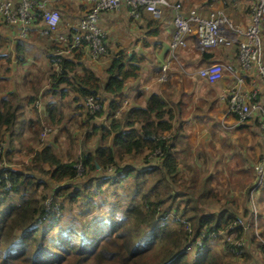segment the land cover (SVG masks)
I'll return each mask as SVG.
<instances>
[{
  "label": "trees",
  "instance_id": "obj_1",
  "mask_svg": "<svg viewBox=\"0 0 264 264\" xmlns=\"http://www.w3.org/2000/svg\"><path fill=\"white\" fill-rule=\"evenodd\" d=\"M201 5L207 7L206 3ZM35 23L40 29L45 26L42 20ZM146 29L150 35L163 37L160 20L148 21ZM52 37L37 35L33 39L44 38L49 58L57 45ZM106 45L104 57L109 64L104 75L85 64L84 49L77 47L73 56L62 55L60 71L52 67L48 89L41 92L42 86L30 80L25 98L9 86L11 57L0 53V163L7 161L5 155L10 159L8 154L18 147L16 142L31 154L24 168L0 164V264H253L250 252L232 254L231 245L220 238L232 259L225 261L212 247L209 234H244L231 226L238 215L247 218L251 211L254 165L260 154L248 158L247 165L230 166L227 176L220 175L222 167L209 169L206 160L200 163L201 169L193 157L189 136L176 122L186 114V108L194 104L197 110L209 108L216 100L203 97L186 101L188 92L182 86L176 92L163 89L148 95L140 90L130 102L125 87L131 79L140 78L145 55L115 51L108 41ZM193 47L178 49L185 67L194 69L217 61L213 60L216 53L208 52L211 49L200 54V62H204L195 61V50L189 51ZM24 49L21 44L18 53ZM172 67L161 80L168 88L191 81L174 76L171 80ZM199 78L203 82L204 78ZM73 92L75 115L69 119L79 116L81 129H86L85 139L95 136L96 145L65 159L54 143L42 141L39 145V141L46 124L60 125L61 129L67 126L60 100ZM89 96L103 104L98 114L105 119L98 120V114L88 112L85 100ZM23 98L27 100L24 104ZM39 99L47 123L39 114L37 118L28 116L29 110L40 111ZM6 144L10 148L5 149ZM182 155L187 167L182 166ZM77 163L84 167L82 176ZM37 174L46 175L52 184L63 183L52 191L55 201L61 195L69 202L88 205L84 218L65 219L66 203L58 211L47 208L44 195L51 183ZM77 177L83 185L75 187ZM263 189L264 184L257 191ZM237 190H244L243 202L237 199ZM203 231L204 251L192 260L190 240ZM260 247L264 252V246Z\"/></svg>",
  "mask_w": 264,
  "mask_h": 264
},
{
  "label": "crops",
  "instance_id": "obj_2",
  "mask_svg": "<svg viewBox=\"0 0 264 264\" xmlns=\"http://www.w3.org/2000/svg\"><path fill=\"white\" fill-rule=\"evenodd\" d=\"M68 1L73 2V4L67 6V4H69ZM175 1L183 2L186 9L197 8L202 13H207L214 8L222 9L225 13L228 10L229 17L236 14L235 21L240 25H246L250 22L252 6L255 0ZM205 3L207 4V7L202 8L201 4ZM47 4L49 7L61 8L63 11V18L59 27V32L64 31L69 25L78 21L84 15V12L89 6V3L79 0H48ZM172 15L173 11L169 8L166 11V16L160 20L161 35L163 36L160 38L146 33V25L148 21L156 20L152 18L147 11H143L141 17L134 20H131L127 6H123L114 13H104L100 24L107 32L110 48L115 51L124 50L127 53L136 51L137 53L145 55V60L141 63L142 70L140 78L131 79L125 87V92L129 93L128 101L133 102L136 99V93L140 90L144 95H148L151 92H161L163 89H169L168 91L173 90V92H176L181 89L182 86L185 91L189 93H187V96L185 97L186 101H190V99L196 100L197 98L203 97L209 101L215 99V104L209 108L201 106L199 107V110H197L195 104L191 109H189V107L186 108V114L178 119L176 127H182L183 133L195 141L192 144L190 143V145L193 157L197 163H199L201 169L202 166L200 163L204 160L208 161L209 164H212L213 168L218 169L219 166L220 168L222 166L221 173L222 171L227 173V168L230 166L234 168L235 165L239 166L243 163L247 165L248 158H255L254 156H258L259 154L261 156V152L263 151V135L259 127L258 116L253 117L255 120H258L256 121L258 123H255L253 120L238 123V119L235 115L231 114L226 117L224 114L225 109H223V107L220 109V94H222L223 99L227 97V89L231 87L236 80L233 75L226 73L225 76L217 82H209L206 78H204L203 82L202 80L200 82V80L195 79V77H198L199 75L196 76L193 74L194 69L192 68V70L189 71L191 67H185L180 56H178L177 60H175L176 62H174L177 64V69H174L175 67H173L172 71L175 70V72L172 73L171 76L180 77L181 79L185 77L187 79L189 78V80L191 79V81L189 83L183 82L181 87L178 85V87L174 86L173 88H168V83L164 84L161 82L160 76H158V68L160 67V64L166 61L170 56V41L174 30V25L171 20ZM37 35L47 37V35L41 34L40 27L38 26H35L27 36H22L20 25L5 22L0 13V53L11 57L9 64L11 71L7 82L12 89L20 94V97L22 96L24 98L28 95V91L24 90L25 92H23L21 86L23 88H29V81L33 80L32 73L34 69L31 68V66L35 61L29 58L33 57V59H36L35 57L39 55L40 51L44 53V60L47 62V67L50 68V73L52 67L55 70L53 63L49 58V52L43 42L44 40H42L44 38L37 41L33 40ZM53 39L55 40V38ZM194 41L193 44L189 43L188 46H194L189 51L191 53V51L195 50V61L202 63L204 61L200 62V54L202 55L204 51L198 46L196 40ZM156 42H158V44H155ZM21 44L25 49L19 54L17 49ZM211 51L216 53L213 60L226 61L238 65L236 47H225L219 49V51L218 49H211L208 52ZM83 52L85 64L96 70L101 76L104 75L105 68L109 64V59L104 57L95 60L85 49ZM73 54V52L67 51L64 53V56L71 57ZM204 65L206 64L200 66ZM252 77L256 78L257 76L253 75ZM257 78L254 82H251V79H249V82H251L254 87L263 91L264 82ZM49 83L50 81L48 82V86ZM251 84L247 82L245 85L246 88H252ZM24 98L21 99L22 104L27 102ZM223 99L220 97V100ZM38 107L40 108L41 105ZM28 116H34V112L29 110ZM224 142H226L227 145H225ZM225 151H228V153ZM218 155L220 157H217ZM222 161L227 163V165H225L226 167L219 165V163H223ZM235 193L236 195L244 194V190H237ZM254 196L255 204L258 205V201L260 202V205L257 206L258 213L255 216L249 211L250 213L247 216L249 227L244 230L243 237H245L247 243L249 241L256 242L259 247V253L263 255L264 264V252L260 247V245L264 246V189L262 191H254ZM239 202L241 201L239 200ZM261 239H263V241ZM212 245H214L215 248H218L217 244ZM223 246L224 244L222 247Z\"/></svg>",
  "mask_w": 264,
  "mask_h": 264
},
{
  "label": "built area",
  "instance_id": "obj_3",
  "mask_svg": "<svg viewBox=\"0 0 264 264\" xmlns=\"http://www.w3.org/2000/svg\"><path fill=\"white\" fill-rule=\"evenodd\" d=\"M89 3L84 15L74 24L69 25L64 31L59 32L62 21V12L58 8L49 7L48 0H0V13L5 22L19 24L21 35L27 36L34 28L35 22L42 20L45 24L40 29L41 34L53 36L57 45L53 49L51 61L56 69L60 71L62 55L65 52H73L74 48L81 47L95 60L102 59L107 53L108 35L101 26L100 21L104 13L116 12L123 6H127L128 14L132 19H139L143 11L150 13L156 20H162L166 16L167 9L173 11L172 23L174 30L170 41V56L162 64L163 74L160 79L167 78V71L172 62L177 60V50L187 47L191 40H196L201 50L215 49L217 47H236L238 65L226 61H214L202 66L198 74L209 82H217L226 73L235 77V83L227 90L229 101V112L235 115L238 123H243L259 117V127L263 135V154L254 165L256 173L255 186L251 192L253 215L258 210L254 201V191L264 184V90L254 87L251 82L255 79H263L264 82V43L262 31L264 29V0H255L252 6L250 22L246 25L236 24L231 17L222 9L214 8L208 13H200L197 8H187L184 3L177 1L171 3L169 0H79ZM257 76L256 78L252 77ZM251 79V82H249ZM252 88H246V83ZM41 99L37 105H41ZM85 106L89 113L97 114L103 104L93 96L85 100ZM52 132L51 125H45L41 132V140ZM2 166L3 164L0 163ZM80 164V163H79ZM77 168L80 172V167ZM110 167L109 170H111ZM84 169V168H83ZM81 169V171L83 170ZM46 206L52 211H58L55 206V195L46 196ZM57 200V199H56ZM187 227L190 223L186 221ZM239 227L243 231L249 225L247 220L238 215L232 226ZM191 228V226H190ZM191 230V229H190ZM189 230V231H190ZM197 236L190 240L191 250L195 256H200L204 251L203 236ZM231 245L236 255H241L244 245H249L245 237L226 235L224 231L210 233L209 238H220ZM263 241V239H261Z\"/></svg>",
  "mask_w": 264,
  "mask_h": 264
},
{
  "label": "rangeland",
  "instance_id": "obj_4",
  "mask_svg": "<svg viewBox=\"0 0 264 264\" xmlns=\"http://www.w3.org/2000/svg\"><path fill=\"white\" fill-rule=\"evenodd\" d=\"M72 1V0H71ZM69 4L68 5H71L73 4V2H70L68 1ZM53 8H56V7H53ZM61 12H62V16H63V11L62 9L60 8ZM200 13H202L200 10H199ZM229 11L227 10L226 11V14L228 15ZM235 15L234 16L232 15L231 19L232 21H234L236 24H238L236 21H235ZM244 26V25H243ZM264 34V29L262 31V35ZM263 38V43H264V36H262ZM195 41H191L190 43L193 44ZM235 47V46H234ZM222 48H225V47H217L215 49H222ZM177 55L181 57V51H178L177 50ZM36 59H33V57L29 58L33 61H35V63L31 66V68L34 69L33 73H32V78L33 80H35V82L38 84V85H41L42 86V89H41V92H44L46 89H48V82L50 81V68L47 67V62H45L44 60V53L40 52L39 51V55L35 57ZM176 62V61H174ZM173 62V63H174ZM173 67H175L174 69H177V64L174 63L172 64ZM172 67V69H173ZM202 66L200 67H196L194 68V71H193V74L198 76V71L199 69L201 68ZM192 69H190L189 71H191ZM169 75H170V78L172 80V77L171 76V71L169 72ZM175 77V76H174ZM195 79L197 80H200L201 82V78L198 77H195ZM260 81H263L262 78L259 79ZM21 86V90L23 92L25 91H28V87H25L23 88ZM25 90V91H24ZM72 92V91H71ZM74 92L71 93L68 97L66 98H63L62 100H60V106L62 107V109H64L65 111V115H66V118L64 120V122L67 124V126L63 129H61L60 125H53V124H50L51 127H52V132H50L43 140L40 139V144L41 145L42 141L43 143L46 142V143H49V142H52L55 144V147L56 149L58 150V152L62 155L63 158H67L69 159V156H73L75 157L76 155H78L79 153L83 152V151H87L89 150L90 148L94 147L96 145V137L93 136L92 139L90 140H86L85 137H84V134L86 133V129L82 130L81 129V125L80 123L77 121L79 118V116L77 117H74L73 119H69L70 115H75V111L73 110V103H75L73 101L74 99ZM41 95V93H40ZM221 96V99L222 98V94H220ZM220 97H219V101H221V105H220V109L221 107H223L224 110V114L225 116L227 117L228 115H231L230 112H229V101H228V97H225L223 100H220ZM224 97V95H223ZM43 98V97H42ZM45 99V98H43ZM38 114L39 116L42 118L41 121L43 123H47V117L41 113V111H38V112H34V117L37 118L38 117ZM98 114V113H97ZM97 114L95 116H97ZM223 114V116H224ZM99 115V114H98ZM98 120H102L103 118H105V116H98ZM48 125V124H46ZM87 129H91L92 131V128H87ZM27 133V131H26ZM41 135V134H40ZM41 138V136H40ZM194 138V137H193ZM188 142H190L191 144L194 143L195 141L191 138V137H188ZM16 146H18L16 149H14L13 152H11L10 154H8V156L10 157V159H7L8 157L5 155L4 159L7 160L3 163V166L1 167H4V166H10V167H17V168H24V163H29L30 162V159H31V154L29 152V149L26 147V148H22V146H20V143L19 142H16L15 144ZM37 145V146H39ZM6 147L10 148L9 146H5V149ZM228 153V151H225ZM217 157H220L219 155ZM185 157L182 155V166L184 167H187V165H185ZM215 159V157H214ZM130 162H133V160H130ZM223 163H219V165H223L224 167H226L225 165H227V163H225L224 161H222ZM78 165H80L79 163H77ZM80 167V172H79V176H82L83 174V171H81V169H83L84 167L83 166H79ZM208 167L209 169L213 170L216 168H213V165L212 164H209L208 163ZM215 167V166H214ZM220 167V166H219ZM218 167V168H219ZM222 167V166H221ZM186 173H188L186 170H185ZM220 175L222 176H227V173L223 172L220 173ZM38 177H41V179H45L46 181H49L50 182V179L49 177H47L46 175H41V174H37ZM85 179H87V177H85ZM74 181V184H75V187L77 186H80V185H83V181L80 177H77V179L73 180ZM51 183V186H49L50 188H48L49 190H47L46 194L44 195V202L46 204V199L49 194L53 193L52 191L53 190H57L58 188L61 187V185L63 183ZM60 195V198L58 199V201L55 202V206L60 210L62 208V204L63 203H66V205L64 206L65 208V212H64V217L65 219H79V218H84L83 217V212H86L87 208H88V205H85L83 202H69L67 200L66 197H62ZM237 199L240 200L241 202H243V194H239V195H236ZM100 199V196H98L96 198V200H99ZM258 205H260V202L258 201ZM256 205V206H258ZM250 210L252 212V206L250 204ZM258 210V208H257ZM241 216V215H240ZM243 217V216H242ZM244 218V217H243ZM247 218H244V221H246ZM232 237H235V235H231ZM221 239H224V236L220 237ZM220 238H211L210 240H213V244H217V247L218 248H215L214 245H212V247L214 248V250L219 253L220 256H224L226 258L225 261L227 260H230L232 261L231 257H230V252L227 253V251L225 250L224 246L222 247L223 245V242L221 241ZM243 250L244 252L242 254H244L245 252H250L251 253V262L253 264H263V255H261L259 253V247L257 246L256 242L253 241V242H250L249 241V245H244L243 246ZM225 251V253H224ZM190 252V258L192 260H195L198 256H195L194 253L192 252V250L189 251ZM232 254H235L233 252V250H231ZM241 254V255H242ZM236 255V254H235ZM243 259V258H242ZM241 261H239L238 263H240Z\"/></svg>",
  "mask_w": 264,
  "mask_h": 264
},
{
  "label": "clouds",
  "instance_id": "obj_5",
  "mask_svg": "<svg viewBox=\"0 0 264 264\" xmlns=\"http://www.w3.org/2000/svg\"><path fill=\"white\" fill-rule=\"evenodd\" d=\"M212 63V62H211ZM254 198H255V196H254ZM252 209H253V205H252Z\"/></svg>",
  "mask_w": 264,
  "mask_h": 264
}]
</instances>
